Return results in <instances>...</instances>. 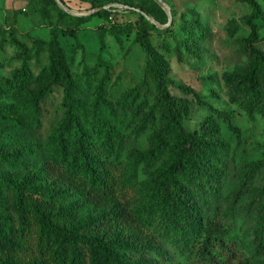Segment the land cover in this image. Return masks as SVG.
I'll return each instance as SVG.
<instances>
[{
    "label": "trees",
    "instance_id": "16d2710c",
    "mask_svg": "<svg viewBox=\"0 0 264 264\" xmlns=\"http://www.w3.org/2000/svg\"><path fill=\"white\" fill-rule=\"evenodd\" d=\"M102 5L93 0L99 9L88 15L60 13L78 27L103 15ZM138 11L136 40L145 68L139 83L125 86L124 101L100 55L92 72L76 77L55 35L46 47L33 41L32 53L0 33V49L11 45L21 60L0 82V264H252L230 237L226 219L250 200L264 228V176L227 159L210 117L186 128L192 102L169 92L148 48L152 23L146 17L164 24L166 12L157 4ZM245 52L250 61L238 83L260 100L264 60L251 39ZM57 88L62 96L55 109L50 96ZM179 88L201 104L193 89ZM219 114L238 139L231 114ZM49 115L52 122L45 124ZM145 133L154 137L143 158L137 152ZM132 155L136 163L129 167ZM161 157L168 165L146 179ZM204 193L227 197L228 212L216 205L199 215L195 200ZM253 235V257L264 264V232Z\"/></svg>",
    "mask_w": 264,
    "mask_h": 264
},
{
    "label": "rangeland",
    "instance_id": "374dc122",
    "mask_svg": "<svg viewBox=\"0 0 264 264\" xmlns=\"http://www.w3.org/2000/svg\"><path fill=\"white\" fill-rule=\"evenodd\" d=\"M92 1L0 0V33L6 40H19L32 53L33 41L40 40L46 47L55 35L76 77L83 70L92 72L100 55L102 69L105 67L111 83L121 85L119 98L124 101L128 94L125 86L139 83L145 68V53L136 40L138 10L160 4L166 12V22L159 24L146 17L152 23L147 29L148 48L169 81V92L192 102L186 128L193 130L199 121L210 117L213 136L224 147L227 159L233 157L240 170L264 176V72L260 73V100L246 95L238 83L250 61L245 52L247 39H251L254 50L264 60V0H97L103 3L105 13L93 15L78 27L60 13L63 10L74 16L91 14L99 9L92 8ZM44 55L42 64L46 62ZM0 63V82H4L20 65V55L11 45H5L0 49ZM180 86L193 89L201 104L190 94H183ZM61 96V88L50 96L55 109ZM220 111L231 114L239 141ZM44 122L50 124L52 117L49 115ZM153 137L146 133L141 136L137 153L143 158L151 151ZM160 160L162 164L146 179L168 165V158ZM135 163L136 158L128 156L127 166ZM238 186L237 183L235 187ZM250 204L249 200L243 210L226 221L242 256L257 264L253 234L264 232V228ZM195 205L199 215L211 213L216 205L225 215L229 199L204 193L196 197ZM190 231H197V226ZM183 238L186 240V235ZM171 258L181 260L180 254H171Z\"/></svg>",
    "mask_w": 264,
    "mask_h": 264
},
{
    "label": "water",
    "instance_id": "95a60500",
    "mask_svg": "<svg viewBox=\"0 0 264 264\" xmlns=\"http://www.w3.org/2000/svg\"><path fill=\"white\" fill-rule=\"evenodd\" d=\"M57 1H59V0H57ZM160 5V4H159ZM161 6V5H160Z\"/></svg>",
    "mask_w": 264,
    "mask_h": 264
}]
</instances>
